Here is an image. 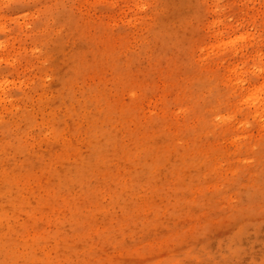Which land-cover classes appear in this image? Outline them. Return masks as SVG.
<instances>
[{
	"label": "rangeland",
	"instance_id": "rangeland-1",
	"mask_svg": "<svg viewBox=\"0 0 264 264\" xmlns=\"http://www.w3.org/2000/svg\"><path fill=\"white\" fill-rule=\"evenodd\" d=\"M0 264H264V0H0Z\"/></svg>",
	"mask_w": 264,
	"mask_h": 264
}]
</instances>
